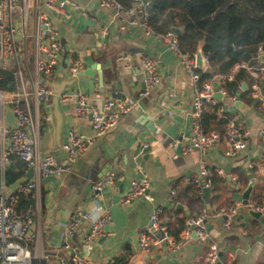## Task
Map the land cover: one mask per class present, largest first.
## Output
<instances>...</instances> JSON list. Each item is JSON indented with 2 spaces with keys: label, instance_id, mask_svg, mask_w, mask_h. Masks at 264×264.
<instances>
[{
  "label": "crops",
  "instance_id": "0c3cea01",
  "mask_svg": "<svg viewBox=\"0 0 264 264\" xmlns=\"http://www.w3.org/2000/svg\"><path fill=\"white\" fill-rule=\"evenodd\" d=\"M74 1L79 7L66 6L69 17H53L61 35L64 52L58 67L60 73L52 81L59 83L69 79L67 72L70 61L80 58L83 64H87L85 69L97 63L102 65V83L97 72L94 77L81 75L75 87L65 92L83 91L90 95V101L94 104L107 99L119 100L125 95L137 97L144 83L140 69H136L140 68V58L146 55L159 57L162 81L151 95L140 98L139 104L113 130L97 136L85 152L77 154L71 171L52 181H44V178L40 180L38 189L33 191L34 203L31 208L34 224L26 241L31 243L33 253L45 255L49 263L58 264L60 257L70 254V251L63 249L66 241L84 248V239L91 227L90 220H82L74 237L68 238V224L74 211L81 208L95 216L103 215L109 210L115 193L119 190L126 192L131 179L147 175L151 180L150 193L155 201L141 198L125 206L130 214L125 227L117 230L114 222L107 225V232L112 233L97 237L89 243V253L84 249L83 253L100 264H106L117 256L126 258V247L129 246L131 255L126 264H171L176 260L181 264H203L207 248L197 240L170 258L166 257L170 251L165 247L155 250L149 256H140L136 251L138 234L148 223L155 205L163 207V216L168 226L174 228L180 210L169 204L170 186L177 191L176 203L186 205L191 216L200 212L201 207L207 203L196 198L191 191L194 189L190 181L191 174L198 166L199 152L177 154L172 148V143L179 140L184 132L193 109V91L186 70L177 54L155 35L147 34L139 26H127L122 30L116 23L109 26L108 32L104 34L102 29L111 22L113 10L100 7L94 0ZM88 18L91 23L87 22ZM30 45L27 42L24 75L27 86L32 91L38 78L34 75ZM125 55L133 58V68L128 67L126 61L119 60L120 56ZM239 89V98L245 105V112L236 106L229 108V111L235 112L250 129V144L238 156L229 157L225 155V137L222 136L208 149L206 157L208 167L225 178V183L214 192L220 197L213 205L228 208L240 203V209L230 228L223 227L216 218H208L207 226L221 248H230L236 252V264H264V222L253 218L247 205L242 204L243 193L252 181L254 186L251 202L261 203L264 200V135L261 133L264 129V112L254 105L249 89L245 99L241 94L246 91L241 87ZM30 101L34 120H41L45 113L48 123L43 131L40 127L38 130L41 154H51L59 162H67V153L63 147L52 150L51 118L46 104L38 102L34 95ZM62 103L66 114L63 142L69 129L92 135L93 128L89 118L81 119L76 116L75 102L70 100ZM8 110V106L2 110L0 105V122L2 111L8 122ZM149 118L158 128L156 133L150 132L141 124ZM144 135L145 138L142 139ZM144 141L152 147L148 160L144 158V153L140 154ZM2 148L0 137V156ZM175 154L177 157H174ZM111 171L116 174L122 172L124 176L122 179L116 177L113 185H108L101 195H95L93 184ZM212 196L213 192L210 199ZM150 256L153 258L148 261Z\"/></svg>",
  "mask_w": 264,
  "mask_h": 264
},
{
  "label": "built area",
  "instance_id": "2783aa9c",
  "mask_svg": "<svg viewBox=\"0 0 264 264\" xmlns=\"http://www.w3.org/2000/svg\"><path fill=\"white\" fill-rule=\"evenodd\" d=\"M94 1L102 8L113 10L111 22L102 29L104 34L108 32V27L115 23L122 30L127 26L142 27L147 34H153L166 43L177 54L181 65L186 70L193 91L190 133L182 140L174 141L172 148L177 154H179L178 151L185 155L199 152L198 166L192 172L190 181L195 188L196 198L204 202L205 189L212 186V171L208 167L206 154L208 149L222 138V135L218 131L206 133L200 124L201 114L207 105L222 102L219 113L221 115L230 113L224 133L225 155L236 157L240 152L247 150L250 144V129L242 118L235 112L229 111V108L235 106V102L240 100L239 91L230 92L227 84L235 79L240 69H244L250 77L248 82L250 97L254 105L264 112V50L260 49L254 57V63L236 64L228 74H217L202 81L196 63V54L193 55L181 49L179 34L173 29L165 33L156 32L150 26L152 0H132V5L129 7L123 6L117 0ZM66 6L79 7L74 0H0V71L16 68L15 86L11 90L0 89L2 110L8 106L16 116L14 123H8L5 120L4 111L1 113L0 137L3 148L0 156V173L4 174L13 155L25 162L26 170L29 168L34 170L33 177L20 183L16 190H12L4 181L0 184V264H55L49 263L45 255H36L28 246L26 236L31 231L34 218L31 206L24 215L18 213L20 196L38 189L42 178L50 175L57 177L71 171L77 154L85 152L97 136L113 130L119 121L139 104V99L151 95L162 81L159 57L146 55L139 60L144 87L139 90L137 97L125 95L119 100L107 99L102 103L94 104L90 101V95L83 91L65 92L62 95V102L70 100L75 102L76 116L81 119L89 118L93 134L84 135L72 129L67 131L63 142L67 162H59L51 154H41L38 143L40 120H34L30 99L34 95L38 102L45 104L52 99L53 92L48 81H52L60 73L58 67L64 52L61 35L53 17L57 15L69 17ZM27 42L31 43L34 75L38 78L32 91L29 90L24 75ZM132 59L127 55L119 57V60L126 61L130 68H133ZM205 60L209 65L206 56ZM84 69L83 61L75 58L70 61L67 77L78 78L79 73ZM217 92L221 94V99L216 97ZM261 133L264 135V129ZM149 145L144 141L140 154ZM174 157L177 155L175 154ZM116 177V172L111 171L103 179L96 181L93 184L96 195H101L108 185H113ZM150 188L151 180L147 175L131 179L129 188L121 194V205L127 206L141 198L154 202L155 198L150 193ZM169 189V204L174 207L177 204V191L172 186ZM247 207L260 212L261 217L264 218V200L261 203L250 202ZM239 209L240 203H235L228 208L205 203L200 212L187 219L180 238L176 240L163 216V207L155 205L149 215L148 223L138 234L136 251L140 256H149L155 250L165 247L173 255L197 240L207 248L203 264H236V252L230 248L223 249L218 245L207 226V220L216 218L220 220L223 227L230 228L237 218ZM82 220L91 221V227L84 239L85 245H89L99 236L105 237L112 233L106 230L107 225L113 224L109 210H106L103 215L95 216L89 211L78 208L71 215L67 230L68 238L74 237L76 228ZM194 233L196 238L193 236ZM63 249L70 251V254L60 257L58 264H100L85 255L81 246H74L71 241H66ZM221 251L222 259L219 254ZM106 264H116L115 259L111 258Z\"/></svg>",
  "mask_w": 264,
  "mask_h": 264
},
{
  "label": "trees",
  "instance_id": "16d2710c",
  "mask_svg": "<svg viewBox=\"0 0 264 264\" xmlns=\"http://www.w3.org/2000/svg\"><path fill=\"white\" fill-rule=\"evenodd\" d=\"M117 1L126 7L132 5V0ZM149 24L156 32L162 33L173 27L184 28L179 35L181 49L195 55L202 48L208 58L210 70H199L202 81L217 74H228L236 64L254 63V57L260 49L264 50V0H152ZM15 69L13 67L0 71V89L11 90L15 86ZM249 81V75L244 69H240L227 87L230 92H234L241 87L242 82ZM247 93L248 91L241 94L244 99ZM221 105L222 102L210 104L203 110L200 124L206 133L218 131L224 136L230 113L221 115ZM47 125L43 113L40 129L43 131ZM11 160L4 174L0 173V184L4 181L10 186L25 173L26 165L22 159L13 155ZM211 171L213 196L209 200L210 205L220 197L214 192L225 183L224 177L213 169ZM191 191L195 195V188ZM33 203V192L22 194L17 206L18 213L24 215ZM178 213L174 228L169 225L176 240L180 238V233L191 216L182 210ZM28 246L31 248V243ZM126 250V258H114L116 264L127 263L131 255L130 247L127 246Z\"/></svg>",
  "mask_w": 264,
  "mask_h": 264
},
{
  "label": "water",
  "instance_id": "95a60500",
  "mask_svg": "<svg viewBox=\"0 0 264 264\" xmlns=\"http://www.w3.org/2000/svg\"><path fill=\"white\" fill-rule=\"evenodd\" d=\"M87 22L91 23L89 18L87 19ZM172 29L179 35L184 30L183 27H173ZM18 38H20V36H18ZM196 63H197V67L199 68V70L204 71V72H208L210 70V66L207 64V62L205 60V55H204L202 48H199L198 52L196 53ZM86 65L87 64H85L84 66H86ZM136 70L139 71V68H137ZM96 72L98 73L100 81L102 83L103 69H102V65L99 63L93 64V65L87 67L85 70H83L81 73H79L78 77L81 75H87L90 77H94ZM77 80H78V78L72 77L69 79H64L59 83H57L55 81H48V85L52 89L53 96H52L51 101L46 104V107L49 110V114H50V118H51L52 150H54V151L59 150L63 147V137L65 134V127H66V114H65V109H64L63 103H62V95L64 94V92L66 90H68V89L70 90L71 88H74L76 83H77ZM241 89L243 91H247L249 89L247 82H242ZM216 97L218 99H221V94L219 92H217ZM235 106L237 108H239L240 110L245 112L246 108H245L244 103L241 100L236 101ZM6 117H7L8 123H14L15 122L16 116L11 110H8L6 112ZM140 123H141V121H140ZM190 123H191V115L188 116L185 130L179 136V140H182L183 137L189 136ZM141 124H144L149 129V131L152 133H156L158 131L157 126L155 125L154 121L151 118L143 121ZM143 138H145V135L142 137V139ZM151 149H152V147L149 145L148 147H146L143 150L144 158L146 160H148L151 156V153H150ZM33 174H34L33 168H29L26 171V173L24 174V176H22L16 182H14L13 184L10 185V188L12 190H16L20 183H23L27 180H30L33 177ZM123 176H124V173H122V172L117 174L118 179H122ZM56 178L57 177L55 175H50V176L45 177L43 180L44 181H52V180H55ZM118 186H119V184H118ZM253 186H254V182L252 181L249 184V186L246 188V190L244 191L243 200H242L243 205L250 204V202H251L250 196H251V193L253 190ZM120 188H121V186H120ZM211 192H212V190L210 187H207L205 189L204 200L207 203H209V200L211 197ZM121 194H122V192H121V190H119L117 193H115L112 196V204L109 207V212H110L111 218H112L113 222L115 223L117 230H122L125 227V225L128 223L129 218H130V214L127 212L125 206L121 205V203H120ZM95 195H96V193H95ZM133 202L134 201H132L131 203H133ZM176 209L184 210L187 214L190 213V211L188 210V207L186 205H184L183 203L177 202ZM249 213L253 218L258 219V220H262V222H264V218L261 217L260 212L249 209ZM193 236H194V238H196L195 233L193 234ZM83 247H84L83 248L84 251L86 253H89V249L91 248L90 244L84 245ZM219 254H220V258L222 259L223 258V252L221 251ZM171 256H172V253H169V255L166 257L170 258ZM151 258H153V257L150 256L148 261ZM156 258L159 259L160 257L156 256ZM171 264H181V263L176 260V261L171 262Z\"/></svg>",
  "mask_w": 264,
  "mask_h": 264
}]
</instances>
